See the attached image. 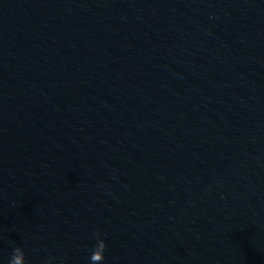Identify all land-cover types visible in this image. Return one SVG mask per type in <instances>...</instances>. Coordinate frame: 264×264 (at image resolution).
<instances>
[{
	"label": "water",
	"instance_id": "obj_1",
	"mask_svg": "<svg viewBox=\"0 0 264 264\" xmlns=\"http://www.w3.org/2000/svg\"><path fill=\"white\" fill-rule=\"evenodd\" d=\"M264 264V0H0V264Z\"/></svg>",
	"mask_w": 264,
	"mask_h": 264
},
{
	"label": "clouds",
	"instance_id": "obj_2",
	"mask_svg": "<svg viewBox=\"0 0 264 264\" xmlns=\"http://www.w3.org/2000/svg\"><path fill=\"white\" fill-rule=\"evenodd\" d=\"M96 243L89 257V264H102L106 258L108 248L107 240L104 239V234L97 231L95 234ZM56 257H48L46 264H53ZM8 264H29L25 249L22 246H16L12 249Z\"/></svg>",
	"mask_w": 264,
	"mask_h": 264
}]
</instances>
